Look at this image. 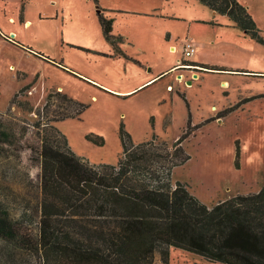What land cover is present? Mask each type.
I'll use <instances>...</instances> for the list:
<instances>
[{
    "label": "rangeland",
    "instance_id": "374dc122",
    "mask_svg": "<svg viewBox=\"0 0 264 264\" xmlns=\"http://www.w3.org/2000/svg\"><path fill=\"white\" fill-rule=\"evenodd\" d=\"M104 1L11 0L5 7L0 0V26L16 31L6 32L14 40L10 43L31 49L29 52L11 45L0 46V128L11 129L10 141L15 144L3 139L0 143V185L37 202L41 169L39 162L32 160L30 147L40 145L35 126L39 118L30 108L42 107L50 92L60 91L87 105L80 115L57 121L54 126L68 138L72 150L90 164L118 165L123 153L120 135L123 128L136 144L157 139L173 145L189 129L191 119V134L183 142L190 160L173 169L174 184H187L189 191L208 207L229 195L260 191L264 186V76L234 80L237 86L229 89L230 98L224 94L228 90L220 87L223 77L219 75L201 74L203 78L189 89L185 83L176 81V75L182 71L140 86L166 71L172 58L181 52L177 49L173 55L163 53L160 44L154 52V47L142 36L144 31L139 30L138 22L129 24L135 33L129 38L133 45H129L119 36L128 31L122 19L113 25L115 44L109 42L99 21ZM238 1L254 18L261 39L234 29L239 37L233 42L236 50L228 61L244 64L242 69L264 75V0ZM177 6L182 9L180 4ZM183 11L189 17L197 16L192 7ZM21 13L30 21L28 27L8 23L10 16L19 18ZM217 18L226 17L218 14ZM174 22L181 31L188 26L186 20ZM168 25L161 22L157 28L165 31ZM207 56L213 58L216 54ZM216 58L227 59L221 55ZM138 60L152 64L145 69L146 64L141 66ZM183 90H187L191 103V117L178 96ZM259 93L261 97L240 104L225 122H208L202 127L197 124L214 114L212 106L221 111L230 103L237 104L240 95L253 97ZM96 139L104 143L99 145ZM10 206L16 218L28 213L19 203L11 202ZM2 246L0 241V252ZM16 254L15 259L26 258L20 251ZM156 264H161L159 256ZM170 264L219 263L172 249Z\"/></svg>",
    "mask_w": 264,
    "mask_h": 264
},
{
    "label": "trees",
    "instance_id": "16d2710c",
    "mask_svg": "<svg viewBox=\"0 0 264 264\" xmlns=\"http://www.w3.org/2000/svg\"><path fill=\"white\" fill-rule=\"evenodd\" d=\"M199 1L261 39L238 0ZM99 12L104 35L115 44L114 20ZM86 108L60 91L50 92L42 107L30 108L39 118L40 145L30 147L41 169L39 198L30 201L0 185V264H156L157 256L170 264L172 249L212 263L264 264V186L208 207L187 184H174L173 169L190 160L183 142L191 119L173 145L157 139L136 144L123 128L118 165L96 166L78 156L54 126ZM10 130L0 128V143H13ZM11 202L28 213L16 218ZM16 251L26 258L15 259Z\"/></svg>",
    "mask_w": 264,
    "mask_h": 264
},
{
    "label": "crops",
    "instance_id": "0c3cea01",
    "mask_svg": "<svg viewBox=\"0 0 264 264\" xmlns=\"http://www.w3.org/2000/svg\"><path fill=\"white\" fill-rule=\"evenodd\" d=\"M3 1L5 7H7L11 0ZM178 4L182 6V9H178ZM102 7L105 17H107L108 19H115L113 25H115V23L117 22V20L119 21V19L126 21V27L128 31L126 33H121L119 36L124 40V42L126 40L129 45H133L129 42V38L131 35L135 34L134 31L129 27V24H131L132 22H138L140 23L141 27L139 30L141 32L144 31L142 36L148 41L149 46L154 47V52H157L158 44L163 47L161 48V50H163V53H169L173 55L177 49L181 52L177 55V57H171L172 64L166 71H161L158 73V76H155L150 80L148 79L143 81L140 86L149 83L151 80H155L157 77L182 71L176 75H182V79L179 80V77H177L176 81L185 83L186 88L189 89L194 86L195 82H199L200 79L203 78L201 74H211L216 76L219 75L223 77V80L220 81V87L222 89L228 90L224 94H226V98H230L231 93L229 92V89H231L232 87L236 88L237 86V83L234 80H238V78H259L264 76L259 75L263 73H254L253 71L250 72V70L242 69L244 67V64H231V61H228L229 57H231V54L236 50V42H233L236 38L239 37V34L234 32V29H238L239 27L226 15H223L226 18H217L218 13L211 10L207 5L200 2L199 0H105ZM190 7L194 8L197 11V16L189 17L190 15H185L186 13L185 11H183V9ZM4 14L6 17L8 16V13L6 11L4 12ZM111 15H113L112 17H114V15H118L120 16V18H112ZM173 20H186L188 23L186 30H179L177 22H174ZM12 21H14V23H12ZM143 21L145 22V24L143 23ZM188 21H190V23ZM161 22H167L170 26L168 25L165 31L160 30L157 27ZM8 23L12 25L21 24L24 26V28L25 26L28 27V25H30V21L25 19V14L23 13L19 15V18L10 16L8 19ZM148 23L154 24L148 25ZM217 26L219 27L218 29H216ZM230 28L232 30H229ZM6 32H8V34H12L16 31L7 30L6 26L5 29H3L0 26L1 47H3V44H6L11 45L12 48L14 47V49L19 51L26 50L24 46H19L16 43H10L14 42V40H11V38L7 39L8 35H6ZM134 42L136 41L134 40ZM188 42L193 44V46L196 48V51L195 54L188 61H186L184 58L183 47ZM4 51L5 50L3 48V52ZM209 53L216 54V57L218 55L226 56L227 59H225V61H222L221 58H210L207 56V54ZM186 63L193 68H183L182 64ZM138 64H141V66H143V64H146L144 65V68L146 69L152 63H142L139 61ZM154 64H158V62H155ZM206 67L209 69H207ZM188 81H192V84L188 85ZM174 90L175 89H173L172 92H174ZM186 92L187 90L179 91L178 96L183 100L184 105L187 109V113L189 116H191V103ZM261 96L262 94L260 93L253 97L240 95V98L237 99L239 100V102L237 103L238 105L235 103H230L226 108L221 109V111L218 107L212 106L211 109L212 111H214V114L209 118H203L201 122H197V124H200L201 127L205 126L208 124L207 119L211 118L213 119H211L209 122L216 121L219 123H223L228 118V116L232 114L231 112L233 110H238L240 104H243L245 102L249 104L251 101ZM243 108L244 105L240 109ZM226 110L229 113L223 118L219 117L220 113ZM234 196L236 195H229V197L222 201H226Z\"/></svg>",
    "mask_w": 264,
    "mask_h": 264
},
{
    "label": "built area",
    "instance_id": "2783aa9c",
    "mask_svg": "<svg viewBox=\"0 0 264 264\" xmlns=\"http://www.w3.org/2000/svg\"><path fill=\"white\" fill-rule=\"evenodd\" d=\"M196 48L193 46V44H191L190 42H188L187 44L184 45L183 47V52H184V58L186 61H188L194 54H195ZM183 68L186 69H192L193 67H191L190 65L186 64H182ZM182 77V76H181ZM172 86H171V90H172Z\"/></svg>",
    "mask_w": 264,
    "mask_h": 264
},
{
    "label": "water",
    "instance_id": "95a60500",
    "mask_svg": "<svg viewBox=\"0 0 264 264\" xmlns=\"http://www.w3.org/2000/svg\"><path fill=\"white\" fill-rule=\"evenodd\" d=\"M179 78H181V76H178ZM192 81H188V85H191Z\"/></svg>",
    "mask_w": 264,
    "mask_h": 264
},
{
    "label": "bare ground",
    "instance_id": "6f19581e",
    "mask_svg": "<svg viewBox=\"0 0 264 264\" xmlns=\"http://www.w3.org/2000/svg\"><path fill=\"white\" fill-rule=\"evenodd\" d=\"M179 76H182V75H179ZM180 79H182V77H181V78H179V80H180Z\"/></svg>",
    "mask_w": 264,
    "mask_h": 264
}]
</instances>
